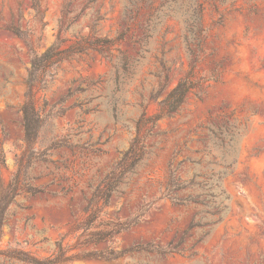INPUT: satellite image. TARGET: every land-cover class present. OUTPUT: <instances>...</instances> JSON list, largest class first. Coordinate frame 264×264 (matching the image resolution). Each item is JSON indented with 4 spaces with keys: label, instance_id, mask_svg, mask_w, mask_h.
Listing matches in <instances>:
<instances>
[{
    "label": "rangeland",
    "instance_id": "374dc122",
    "mask_svg": "<svg viewBox=\"0 0 264 264\" xmlns=\"http://www.w3.org/2000/svg\"><path fill=\"white\" fill-rule=\"evenodd\" d=\"M41 2L38 20L30 0H0V188L16 175L21 184L5 217L0 264H26L13 251L47 259L57 242L70 258L59 264H264V0ZM96 15V34L116 40L110 60L89 52L57 67L36 94L42 126L28 147L20 112L28 48L6 25L29 30L42 52L59 19L70 37L88 35ZM186 78L195 89L184 105L160 115ZM136 138L141 160L90 220V197ZM170 170L183 181L203 176L210 208L167 199ZM107 223L124 229L112 243L89 242ZM105 249L118 258L86 256Z\"/></svg>",
    "mask_w": 264,
    "mask_h": 264
},
{
    "label": "trees",
    "instance_id": "16d2710c",
    "mask_svg": "<svg viewBox=\"0 0 264 264\" xmlns=\"http://www.w3.org/2000/svg\"><path fill=\"white\" fill-rule=\"evenodd\" d=\"M30 3L31 8L36 12L35 18L43 20V15L41 14V0H30ZM69 4L70 2L63 6V15L67 12ZM63 19L64 17L59 19L57 33L53 42L42 52L30 41L32 33L29 30H21L19 25L12 21L6 25L7 30L23 40L28 48L29 69L27 70L25 80V100L20 109L24 140L28 147H32L36 142L42 126V118L36 105V94L39 90H44L53 81L57 67L64 61L71 60L80 55H86L89 52H96L102 57L110 60L111 47L116 43V40L103 38L96 34V24L97 21L101 19L98 15L92 20L88 35H80L72 30L70 32V37H67L66 33L68 29L63 28ZM194 89L195 84L190 82L187 78L180 80L160 103V115L171 116L177 113L184 105L188 94ZM159 118L160 117L157 116L154 119L156 121L159 120ZM143 151L144 146L141 144L139 138L134 139L128 150L122 155L116 167L102 180L104 188L97 189L90 197L87 205V212H90V220H96L100 216L101 210L108 205L112 194L121 184L126 173L141 160ZM5 162L4 152L0 148V172L5 169ZM203 178V176L195 174L193 177L183 181L177 174V171L170 170L167 184L164 189L165 197L176 204H189L195 207L203 206L210 208V206H207L205 202L201 200ZM212 188L217 190L218 186L214 184ZM20 190L21 184L18 175H16L7 186L0 188V240L2 238L6 214L14 199L19 195ZM180 194L186 196L179 197ZM204 214L210 218L214 217L212 213L207 211L204 212ZM201 219H205V217ZM123 229L124 226L121 224L107 223L104 227L91 234L89 242L93 245H97L101 242L112 243L114 237L119 235ZM184 235H186V231ZM174 250L175 249L171 247L165 250L159 249V251L156 250L155 252L164 255L170 254ZM1 254L0 251V255ZM67 254L68 250L66 247H64L62 243L57 242L55 243L54 253L44 260L33 258L22 251H13L10 257L15 261L26 264H59L70 259L67 257ZM86 256L90 259L105 262L113 261L118 258L115 251L108 249L88 252Z\"/></svg>",
    "mask_w": 264,
    "mask_h": 264
}]
</instances>
